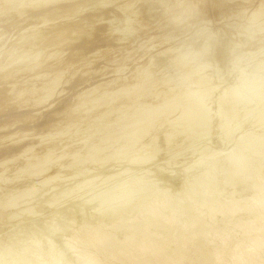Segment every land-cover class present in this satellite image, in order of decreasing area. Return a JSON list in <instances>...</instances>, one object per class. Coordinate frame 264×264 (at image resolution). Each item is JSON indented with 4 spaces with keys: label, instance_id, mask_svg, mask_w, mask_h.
I'll return each mask as SVG.
<instances>
[{
    "label": "bare ground",
    "instance_id": "6f19581e",
    "mask_svg": "<svg viewBox=\"0 0 264 264\" xmlns=\"http://www.w3.org/2000/svg\"><path fill=\"white\" fill-rule=\"evenodd\" d=\"M118 1L121 0H0V38L6 37L5 44L0 46V116H2L0 117V146L2 143L9 146L6 147L5 150H3L4 153L0 156V167L4 163H7L16 158L23 159L26 154L29 155H27L28 157L25 158L28 159L27 161H30V163L28 162L27 165L30 164L32 170L35 169L36 166L40 165L39 161H43L44 163V167L42 168V170H38L41 172L42 177L39 175L36 181H29L22 185L25 186L27 190L19 191L16 193L17 190L14 192L10 188H8L9 186L6 187V184H10L11 182H13V180L4 179V181L7 180V182H4V185H0L2 187H5L2 188V191L0 192V197H2L3 199L11 201L12 198H17V196L20 194L29 195V193H31L32 195H35L38 193L39 195V191L43 190L44 187L42 188V185L40 186V184L35 185V183L43 180L51 182L49 185L47 184L48 188H50V186H53L54 184H57L59 180L58 182L53 183L55 180H57L58 177H60V175L56 176L57 171L65 165L62 163H67L71 159V157H66V161L63 162L66 153L62 151L64 150L62 148H67L69 146L58 148V144L56 143L57 138L59 139L63 136L69 135L75 129H77L75 132H77L78 130L84 131L85 129L86 131H88V129L95 127L98 124L97 122H103L106 124V133L103 136L102 143H106L109 145L108 147H106V145L103 146L99 143L94 144L86 151L87 154L85 156L73 158V162L78 165L81 161L89 159L90 156L103 155V153L108 151V149V152H110V148L116 145V143H119L121 140L126 141V144H124L125 148L128 147V149L131 150L132 144L129 146V142L131 140L139 136L141 137V135L143 134H154V132L162 128L164 123H166L172 117L173 112L176 111H179L180 119L186 121V123L183 124L181 134L184 135L189 132V127H195L194 131L196 132L197 130L195 139L185 141L180 135L170 134L168 133V131H164L166 133H163L162 130L160 132L159 142L157 144L155 143L156 146L152 149L151 152L148 151V153L144 154L137 150L134 152L131 151L133 153L128 152V154L123 159H126L127 161H133L134 164L140 163L141 165L139 166H143V164H145L146 162L153 160L156 157V153L160 152L161 149H164L167 152L173 149L175 151H178L180 144L183 147L185 145H188L189 143H192L191 146L199 144L201 139L205 137L204 135L206 134V132H208L207 129L209 131L211 130V127L209 126L210 119L203 118L205 117V115L202 116L203 114H205V112H207L206 106L212 108L213 115L216 120L214 125L212 126V129L217 132V136L215 138V143L217 145H215L220 149L222 147H220L219 145L228 146L231 144V142L238 143V139H235V136L234 139H231V122L235 119H239V117L232 110L230 105L221 101L224 88L231 84H226V86H223L214 98L210 97L213 90H216V82L223 84V82L225 83L227 81H230L228 79H230V76H233V67L237 60H246L252 57L257 49L264 50V23L261 24L260 22V24L251 25V21H253L254 18L259 14L256 16L251 15V17H249L250 23L247 24L251 27L242 26L237 23L242 27L239 28V26L237 28V26H231L225 27L224 30L218 29L219 32L216 35H214V32H210L209 28L200 27L198 28L199 30L197 32V35L199 34L200 36H197L195 34V38H190L179 42L172 47L166 48L163 53L155 54L150 59H148L144 67L141 68V72L144 75L142 79L135 76L132 77L133 74L132 76L127 78L119 75H115L117 77L111 80L105 78V80H103L102 83L98 84L97 86H90L89 88L81 89V91H79L75 95V97L73 96V98L70 99L64 106L58 108V111L54 110L50 112L49 121L51 122V124L45 125L41 123L40 125L33 124L28 126L29 123L36 122L38 121V119L40 120L45 117V110L53 107L55 104V101L52 103H48L49 101H51L50 98L60 96L61 93H64L66 90L65 85L78 72H81L80 77L84 81L91 79L97 74L100 75V77H106L110 73V64L112 62L113 65H115L113 66L114 71H116L115 73H118V71H120L124 67L122 65H126L128 57H130L132 54H138V51H134L135 53H133V51H131L133 49L130 48L129 51L125 50V52L119 51V49H114L115 51H107L106 49L103 53L100 52L97 53L98 55L96 56L88 57L89 55H85L80 49L82 47L81 44L85 43L86 45V43H89L92 37H94L95 35H99L98 32L100 33V35H103V37L105 36V38L109 39L111 36L110 34L108 35V32H113V30L110 29V26L115 30L119 29L114 26V24L116 23L115 20L119 19L120 17H116V14L113 16L112 11L110 10L114 8V6L118 5ZM157 1L127 0L122 5L121 9L125 13H128V10L130 11L128 15H125V21L121 20L123 23H125V30L123 28V32L126 31L124 32L126 33V35L122 36V38H118L119 42L127 40V37L129 36V33L131 34V31L134 30L135 32L138 29H143L144 27L151 24L152 21H159L161 19H164L166 16L171 15L169 17L172 19L165 18V26L164 24H162V26L159 25L160 23L158 24L160 27H157L156 29L158 31H162V29L167 25L170 26V24L179 23L183 20V18H197L194 15L195 13L200 12L199 16L205 15V12L207 11L204 9H207V6H209L207 0ZM213 1L214 6L218 1L217 7L221 8L226 5L231 9L232 13H238L240 11L243 12V10H246V8L253 2V0ZM258 1L260 2V6L256 8L257 13H262L263 15L264 0ZM226 6L225 8H227ZM181 7L183 8L181 11H175L176 9ZM226 11L229 12L230 10L228 11L226 9ZM16 14H18L17 16H20L21 18L25 17V19L31 17L29 18V20H32V23L28 22L29 25H21V30H18V24H13L14 19L13 22H11L12 18ZM241 14L242 13H238L239 16ZM58 15H64L63 17L59 18H65V21H61L62 19L60 20L62 23L58 29L53 28L51 31L48 28V30L51 31L50 33H46L45 29L41 31L39 25H45L46 23H48L49 25V22H51L53 18L57 17ZM70 16H73L75 19L69 20L68 17ZM203 19L205 18L203 17ZM104 21L106 23L108 22L109 26H104ZM194 22L195 21H193V23ZM53 23L56 22H52V24ZM97 24L103 26L99 28L96 27ZM174 26L175 25L170 27ZM120 27L122 28L123 26L120 25ZM28 28L30 29L28 30ZM130 29L133 30L129 31ZM13 31H17L14 33L15 35L12 34ZM163 31L169 32L168 30ZM172 35L174 37L176 36L174 34ZM12 36L15 37L13 38ZM84 36L87 38L80 43V39H82ZM221 36H223L224 38L228 36L227 40L229 41V45L231 47L230 53L232 54V56H230V58H226L225 54H221L218 57L220 63H217V59L213 61V53L215 52L214 43L216 38ZM107 43L109 42H106L105 45ZM79 45H81L80 48ZM97 46H95V48ZM141 46L142 45H140V47ZM89 47H91V45ZM110 47L111 45L109 46V48ZM95 48H93V50ZM85 49H83V51ZM88 51H90V49L87 50V53L85 51V53L88 54ZM91 51L90 53L93 52ZM118 51L119 57L116 58V56L115 58H113V53L116 55ZM139 53L141 54V52ZM63 54H65L66 56L62 57ZM131 58L133 57L131 56ZM101 59L107 64L103 63L102 65L96 67V70L94 71L93 66L91 67V65ZM254 60L255 58L252 59L253 63L258 65L264 62V55L260 59H257L255 61ZM161 62H164L163 66H165L166 68L162 73L158 75L159 70L157 69V66L158 63ZM70 68L72 69L69 70ZM60 85L61 87L57 90ZM196 95H202L205 98L206 102L203 105L197 103L195 99ZM25 108H30V110L22 111ZM13 110H15L14 113H9L7 115L5 114L6 112H11ZM200 112H202V115H200ZM64 114L66 116L63 117ZM197 115L200 120L194 122L193 118ZM263 122L264 120L261 121V126ZM21 124H23V126H27V128L18 127V125ZM222 129H225V132H222ZM262 129L260 130V133L262 134L255 133L251 135L252 137H255V143L252 146H240L241 150L243 151L244 158L238 162L231 160L229 158V155H224L225 157H221V155L219 154V159L222 160L219 167L218 165L209 161L194 164V162H197L199 160L218 157L217 155H214V152H217L215 154H218V151H215L216 149L214 150V148L210 149L208 148V146L205 151H203V154L198 157V159H193L194 162L191 161L188 166L183 167L184 169L186 168L184 171H182L181 168L179 169L178 166L175 168L173 165H170L168 163L166 166L169 165L170 168L168 167L167 169H160V172L157 173L158 177L154 176L155 173H153L154 175L152 176L151 172L142 171L141 174L139 171L140 176L130 182L132 187V191L130 192H133L131 195H125L124 189H122L121 187L123 183L121 182V184L118 181L119 185L115 187L114 191H109V193H111L113 197H116L117 200L115 202H111L110 200H108L109 194H99L101 200L104 201L100 206L96 207L94 205V208L97 210V216L101 222L100 225L98 223L99 220L96 218L98 221H95H97V224H99V227L101 228L100 232L99 230L98 232L94 231L96 227L91 228L93 230L87 229L88 231L83 229L85 231L83 237H81L80 239H72L71 237H69V230H72V225L70 226L71 229H69V221H65V219H67V217L69 216L70 211L73 210L72 207H69L67 205L64 207H60L59 205L53 206L51 205L52 203L48 200L38 198L36 202L34 201V203L31 205L28 204V206L22 207L20 209L12 211L6 210L4 213H0V222H3L4 224L10 223L12 225H16L20 230L19 236L16 237L17 239L15 238L16 240H14V238L12 240H7L10 239V236L7 237L6 240L7 242H9L8 244H18L16 246L22 247V250L24 251V253H26L24 254L20 249L19 254H21L22 252L23 255H26L29 261H33V263L40 261V264H46V260L49 259V264L50 261L52 262V264H103L101 263L102 261H99V257H97L98 255H95V252H93L92 250L97 248V250L100 251L101 248L104 249V246L111 245V240L109 237L110 232H116L115 234L118 233L122 236L124 240L123 242H121L123 243L122 252H124L123 254L127 256L129 263L135 264L137 262H142L141 264H173L171 263L172 259H168V257L165 256V252H163L165 250L162 249V244L163 246L164 244H166L169 247L172 244L170 243L171 238H175V240L178 241L180 245L172 246L174 247V254H170L175 255L174 259H177L178 262H183L184 258H187L190 264H229L230 262H232V264H264V174L261 173L260 175L254 177L248 171L244 170L245 163L251 161V159L258 154H261V161L264 162V142L261 141V138L264 137V130ZM37 130H43L45 136L41 135ZM116 130L118 131L114 133V131ZM29 135H32L33 137L31 140H35L37 142H41L43 140L45 142H50L45 143V146H41L45 148L43 152H37L39 150L37 149L38 146L36 144L33 145L30 142L25 143L21 147L16 144L18 142H22L25 139V136L29 137ZM65 139H62L60 141H63ZM12 141L15 144H12ZM199 148L201 147L199 146ZM199 150L201 151L202 149ZM8 153L9 155H7ZM138 156H142L141 160H136V157ZM191 157L192 155L190 156V158ZM107 158L111 162L117 160L110 155ZM53 160H56L55 166L50 169L46 166V164L50 163ZM134 167L135 166H133V168ZM26 168L27 167H22V171L25 172ZM2 171L6 173L7 170L2 169ZM188 171L190 172V178H192L194 173L202 174V176L199 175L198 181L195 182H199L206 193L211 194L208 198L209 200L206 199L207 204L208 201L209 204L210 201L212 202V200L210 199L211 196L213 200L217 199V201L221 202V204L224 203L223 210L227 215L226 218H228L226 222L229 225L232 224L233 227L235 226L236 229L242 231L245 236L239 239V246H237L238 244L235 245V247L237 246V248H239L241 245H246L245 247L241 246L244 252H238V254H235L234 250L236 248L233 251H230L229 249L227 251H222L218 247H211L214 240L211 242V246L204 244L205 242H197L198 244H195L196 239H193L195 238L194 231L190 233L189 236H187L188 234L186 235L184 233H179L180 228L176 225V222H174L175 224L170 223L172 221V216L169 215L170 213H168V210L165 208V206L168 205V208L170 206L173 208L174 206L172 205H174L173 203L176 202L171 201L172 199L168 198L167 196L171 194V196L169 197H174L175 200L177 199L181 202V197L183 196V194H190L189 185L188 188L186 186V181L188 180V178L187 176H185V173H187ZM12 173L15 176L19 175V172L16 171ZM234 177L238 178L240 185L233 182L232 178ZM103 182L104 179L96 178L90 185L96 186ZM144 187H146L147 189L149 187V189H151V192L147 196H143V194L140 193L143 191H146V193H148L147 189H145ZM7 188L15 193L14 197L10 196V194H7L10 193ZM18 188L19 187H17L16 189ZM203 189H201L200 193L204 195L205 191H203V193ZM190 191H192V188ZM44 192L46 191L44 190ZM82 192L84 193L85 190H83ZM162 193H165L166 197H160ZM236 194H238V196L242 195V198L241 196H239V198ZM192 195L193 194H190L189 196ZM200 195L198 194L197 197ZM40 196L42 197V195ZM184 196H186V194ZM189 196L186 197L188 198ZM154 197L157 199L160 197V199L157 200V202H154L156 200H154L153 202L149 201L150 198ZM135 198L137 199L134 203H132L131 205L127 204L129 201H134ZM24 200L25 199H23V201ZM160 200H162V202L156 204ZM203 200L204 198H202L201 201L203 202ZM193 201H195V199L192 200L191 203H193ZM180 202L179 204H182ZM219 202L218 205L220 204ZM197 203L198 202L196 200V204ZM114 204H116V210L110 212V207ZM204 204H202V206ZM160 206H163V209L167 210V215L158 216L161 215L158 213ZM221 206L220 208L222 210ZM118 208H121L122 211H118ZM220 208L217 209L218 212L220 211ZM139 211H141V213L142 211H147L152 215L149 216L150 214H148V221H143L140 220V216L137 217L140 214ZM154 211L157 212L155 213ZM136 212H138L139 214ZM219 213L221 214V212ZM128 214H130V216L134 214L135 215L132 216V219L128 220L126 218ZM8 215H11V218H8ZM144 216L145 215H143V217ZM74 217L75 215L73 216V218ZM144 218L146 219V216ZM209 222H211L212 224L213 219L210 218ZM84 223L83 225H85ZM167 224H171V227H168ZM78 225L80 226V223ZM229 225L227 226L229 227ZM5 227L7 226L5 225ZM210 227L212 228V225ZM213 228L215 229V227ZM2 229L4 228H1L0 232ZM147 229H150L152 231L154 230V232L155 229H160L162 231L160 233L166 234V238H163L164 241H161L157 237H154V234L152 235V231L148 232ZM222 229H224V227ZM203 230H206V228ZM78 231L77 233H82V230L81 232ZM101 231H103V233H101ZM226 231L227 233H229V230ZM176 232L177 234H175ZM218 233H216V235ZM205 234H207L205 238L209 236V233L205 232L203 235ZM214 235L212 236V239L216 236ZM222 235L221 237H225L224 235ZM46 236H49L50 239H45ZM218 236L216 237V240ZM228 236L229 235H227L226 238H229ZM119 239H116L117 242L119 241ZM199 239H202L204 241V238ZM223 239L226 240L225 238ZM227 243H225V245ZM91 245L94 246V248ZM1 246H3L2 242H0V247ZM70 246L74 247L72 248V251L75 252L74 255H72V252H70ZM80 246L81 248L83 246H87L88 250L86 251V253H90L86 255H84V253L83 255H76L78 254L76 253V251L78 250L77 248H80ZM245 248L247 250H245ZM189 249L191 250V253L194 252L197 254V257L200 258V261H196L195 258H192V254L194 253L188 254L187 250ZM97 250L95 249L96 252ZM186 252L188 255L191 254V258L186 254ZM205 253H208L210 255L211 260L207 258L208 254L204 255ZM0 254L2 256L1 249ZM19 256L17 257L19 258ZM17 257H15V259H17ZM22 257H20L19 260ZM203 257H205L206 259ZM223 257L224 259L229 260L228 263L227 261L226 263L221 262L223 261ZM9 258L7 257V259ZM109 260L107 262L108 264L110 262ZM29 261L23 264H28ZM111 261L113 262V260ZM1 262L4 264H15L14 262L6 260H1ZM20 263H22V261Z\"/></svg>",
    "mask_w": 264,
    "mask_h": 264
},
{
    "label": "rangeland",
    "instance_id": "374dc122",
    "mask_svg": "<svg viewBox=\"0 0 264 264\" xmlns=\"http://www.w3.org/2000/svg\"><path fill=\"white\" fill-rule=\"evenodd\" d=\"M76 1V0H75ZM127 0H121V1H118V5H116V6H114V8H112V9H110L111 11H112V15L114 16L115 14H116V17L117 16H119L120 18L119 19H117V20H115V24H114V26H116L117 28H119V29H113L111 26H110V29L111 30H113V32H111V33H109L108 32V35L110 34V38L109 39H107V38H105V36L103 37V35H100V33L98 32V34L99 35H95L94 37H92L91 38V40H90V42L89 43H86V45H85V43L84 44H81L82 45V47H81V45H79V48L81 49V51L85 54V55H89L88 57H92V56H96V55H98L97 53H100V52H104V50H106L107 49V51H109V50H113V51H115V50H118L119 49V51H123V52H125V50L126 51H129L130 49H133V50H131V51H133V53H135L134 51H138V54L136 53V54H132L131 56L133 57V58H131V56L130 57H128L127 59L129 60H127V62H126V65H122V66H124L120 71H118V73H115L116 71H114V67L113 66H115V65H113V62L110 64V67H111V69H110V73H109V75L108 76H106V77H100V75H96V76H93L91 79H89V80H87V81H84L83 79H81V77H80V74H81V72H78L77 74H75L74 76H73V78H71V80L65 85V92L64 93H61V95L60 96H57V97H54V98H50V100L51 101H49L48 103H52V102H54L55 101V104H54V106L53 107H50L49 109H46L45 110V112H44V114H46L45 115V117L44 118H42V119H38V121H36V122H32V123H29L28 124V126H30V125H40L41 123H43V124H51V122L49 121V117H50V112H52V111H58V108H60V107H62V106H64L70 99H72L73 98V96L75 97V95L79 92V91H81V89H84V88H89L90 86H97L98 84H100V83H102V81L103 80H105V78L106 79H108V80H111V79H114V78H116L117 76H115V75H119V76H122V77H124V78H127V77H130V76H132V74H133V76L132 77H138V78H143V73L141 72V68L142 67H144V65L146 64V62H147V60L148 59H150L152 56H154L155 54H158V53H163L164 52V50L166 49V48H168V47H172V46H174V45H176L177 43H179V42H182V41H184V40H187V39H190V38H195V34L197 35V32H198V28H200V27H206V28H209V31L210 32H214V35H216L219 31H218V29H221V30H224V28L225 27H236L237 26V28L240 26V25H242V26H250V25H248L247 23H250V20H249V17H251V15H258L257 17H255L256 18V21H255V18H254V20L253 21H255V22H253V21H251V25H257V24H260V22H261V24H263L264 22H262V21H264L263 19H264V17H263V15H262V13H257V9L256 8H258L259 6H260V2L258 1V0H253V2L251 3V5H249L247 8H246V10H243V12H238V13H242L240 16L238 15V13H232V11H231V9L229 8V7H227L226 5V7L227 8H225V6L224 7H217L218 5H217V2L215 3V6H214V1L213 0H207V3H208V5L209 6H207V9H204V10H206L207 12H205V15H202V16H199V13L200 12H198V13H195L194 15L197 17V18H199V19H197V18H195V17H189V18H183V20H184V22H183V20L181 21V22H179V23H174V24H170V26H173V25H175L174 27H170L169 25H167L166 27H164L163 29H162V31H158L156 28L157 27H160V26H162V24H164V20H165V18H169V19H172V18H170L169 16H171V15H168V16H166L164 19H161V20H156V21H152V23L151 24H149L148 26H146V27H144L143 29H138L137 31H135L134 32V30L133 29H130L129 31H131V30H133V31H131V34L129 33V36L127 37V40H125V41H122V42H119L118 41V38H122V36H125L126 35V33H124V32H126V31H124L123 32V28H124V30H125V23H123L122 21H125V15H128V13H129V11L130 10H128V13H125L121 8H122V5L126 2ZM154 1H157V0H154ZM158 1H160V0H158ZM157 1V2H158ZM194 2V1H193ZM70 3H74V2H70ZM121 5V6H120ZM118 7V8H117ZM182 7H184V6H182ZM178 8V9H176L175 11H181L183 8ZM214 7H215V9H214ZM106 8H109V7H106ZM122 10H120V9ZM226 9L229 11V12H227L226 11ZM118 10H120V11H118ZM220 10H221V12H220ZM115 11V12H114ZM255 11V12H254ZM60 13V12H59ZM58 13V14H59ZM244 13V14H243ZM255 13V14H254ZM197 14V15H196ZM236 14V15H235ZM18 14H16L13 18H12V20H11V22H13V19H14V22H13V24H15V25H17V27H18V30H21V25H29V23H32V20H29V18H31V17H28V19H25V17H23V18H21L20 16H17ZM215 15V16H214ZM262 15V16H261ZM64 15H58L57 17H54L53 18V20L51 21V22H49V25H48V23H46L45 25H39V28L41 29V31L43 30V29H45L46 30V33H50L51 31H52V29L53 28H55V29H58L59 27H60V25H61V21H65L64 19L65 18H59V17H63ZM18 17V18H17ZM202 17V18H201ZM203 17L205 18V19H203ZM17 18V19H16ZM69 18V20H74L75 18L73 17V16H70V17H68ZM122 18H124V19H122ZM263 18V19H262ZM62 19V20H61ZM188 19V20H187ZM203 19V20H202ZM257 19H259V20H257ZM262 19V20H261ZM61 20V21H60ZM122 20V21H121ZM155 20V19H154ZM198 20H200V21H198ZM112 21V20H111ZM186 21V22H185ZM193 21H195L194 23H193ZM29 22V23H28ZM52 22H56V23H53L52 24ZM105 22V21H104ZM162 22V23H161ZM183 22V23H182ZM207 22V23H206ZM28 23V24H27ZM119 25H118V24ZM160 23V24H159ZM240 24V25H238V24ZM254 23V24H253ZM20 24V25H19ZM38 24V23H37ZM51 24V25H50ZM59 24V25H58ZM104 24V26L105 25H108L109 26V24H108V22L106 23H103ZM118 26H117V25ZM160 26H159V25ZM182 24V25H181ZM234 24H235V26H234ZM237 24V25H236ZM15 25H14V27H15ZM120 25L121 26H123L122 28L120 27ZM152 25V26H151ZM228 25V26H227ZM45 26V27H44ZM103 25H99V24H97L96 25V27H99V28H101ZM164 26H165V24H164ZM208 26V27H207ZM242 26H240L239 28H241ZM150 27V28H149ZM251 27V26H250ZM48 28L51 30H48ZM108 28V27H107ZM115 28V27H114ZM121 28V29H120ZM153 28V29H152ZM30 28H28V30H29ZM151 29V30H150ZM13 30H15V29H13ZM163 30H168L169 32H167V31H163ZM129 31H127V32H129ZM175 33H174V32ZM232 31H234V30H232ZM15 32H17V31H13L12 32V34L13 35H15L14 33ZM123 33V34H122ZM163 33H165V34H163ZM128 34V33H127ZM172 34H174V35H176L175 37L172 35ZM194 34V35H193ZM50 35V34H49ZM131 35V36H130ZM231 35V34H230ZM8 36V35H7ZM163 38H162V37ZM197 36H200L199 34L197 35ZM11 37V36H10ZM13 38L15 37V36H12ZM104 39H103V38ZM87 37H83L82 39H80V43L81 42H83L85 39H86ZM144 38V39H143ZM165 38V39H164ZM227 38H228V36H226L225 38L223 37V36H221V37H217L216 38V40H215V43H214V48H215V52L213 53V61H215L216 59L218 60H216V62L217 63H220V61H219V59H218V57L221 55V54H225L226 55V58H230V56H232V54L230 53L231 52V47H230V45H229V41L227 40ZM161 39H162V41H161ZM5 40H6V37H4V38H0V46H2L3 44H5ZM164 40V41H163ZM106 42H109V43H107L106 45H105V43ZM137 42V43H136ZM79 43V44H80ZM123 43V44H122ZM168 43V44H167ZM123 46H122V45ZM128 44V45H127ZM132 44H133V46H132ZM91 45V47H89V46ZM93 45V46H92ZM98 45V46H97ZM111 45V47L109 48V46ZM140 45H142L141 47H140ZM95 46H97L96 48H95ZM101 46V47H100ZM103 46H105V47H103ZM128 46V47H127ZM131 46V47H130ZM87 49V50H89L90 49V51L92 52V53H90V51H88V54H86L87 53V50L85 49V48ZM100 47V48H99ZM122 47H124V48H122ZM126 47V48H125ZM93 48H95L94 50H93ZM121 48V49H120ZM130 48V49H129ZM83 49H85L84 51H83ZM115 49V50H114ZM85 51H86V53H85ZM95 51V52H94ZM119 51H118V53H116V55L113 53V58H115L116 56V58H118L119 57ZM162 51V52H161ZM139 52H141V54L139 53ZM264 50H260V49H257L255 52H254V54H253V56L252 57H250V58H248V59H250L251 61H252V59H254L255 58V60H257V59H260L264 54ZM65 54H67V53H65ZM65 54H63L62 55V57L64 56H66ZM112 58V59H113ZM141 58V59H140ZM215 58V59H214ZM248 59H246L245 61H248ZM254 60V61H255ZM97 61V60H96ZM98 61H99V63H98ZM97 62H94L92 65H91V67L93 66V70L95 71L96 70V67H98V66H100V65H102L103 63L104 64H107V63H105V62H103V60L101 59V60H98ZM131 61V62H130ZM130 62V63H129ZM156 62V61H155ZM164 65V62H161V63H158V66H157V69L159 70V73H158V75L160 74V73H162L163 72V70L166 68L165 66H163ZM109 67V68H110ZM72 68H70L69 70H71ZM73 72H75V71H73ZM136 74V75H135ZM114 76V77H113ZM233 79H234V74H233V76H230V79H228V80H230L229 82L227 81V82H223V84L222 83H215L216 84V86L217 87H215V89L216 90H213V92H212V94H211V97L210 98H214L215 97V95L218 93V91L223 87V86H226V84L227 85H229V84H231L232 82H233ZM107 80V81H108ZM214 84V85H215ZM61 87V85L57 88V90L59 89ZM212 103H213V100H212ZM206 108H207V112H205V114H203L202 115V112H200V115H202V116H204L205 115V117H203V118H205V119H207V118H209L210 119V122H209V126L211 127V130L209 131L208 129H207V131L208 132H206V134L204 135L205 137H203L202 139H201V141L199 142V144H195V145H192L191 146V144L189 143L188 145H185L184 147L183 146H181V144L179 145L180 147H179V150L178 151H175L174 149L173 150H171V151H169V152H167L166 150H164V149H161V151L160 152H158V153H156V157L153 159V160H151V161H149V162H146L145 164H143V166H139V165H141L140 163H136V164H134V162L133 161H127L126 159H123L127 154H128V152H131V151H140L141 153H144V154H146V153H148V151L149 152H151L152 151V149L156 146V144L159 142V139H160V132L163 130V133H166V132H164V131H168V133H170V134H176V135H180L181 137H182V139L183 140H185V141H189V140H191V139H195L196 138V135H197V130H196V132L194 131V129H195V127H189V129H190V131L189 132H187L186 134H184V135H182L181 134V132H182V127H183V124H185L186 123V121H184V120H181L180 119V116H179V111H176V112H173V115H172V117L166 122V123H164V125L162 126V128H160V130H158V131H156V132H154V134L153 133H150L149 135L147 134V135H141V137L139 138V137H136V138H132L133 140H131L129 143V146L131 145V150H129L128 149V147L127 148H125V145L124 144H126V141H123V140H121L119 143H116V145H114L113 147H111L110 148V152H108L109 151V149H108V151H106V152H104L103 153V155H96V156H90L89 157V159H87V160H83V161H81L80 163H79V165L78 164H76L75 162H73V158H75V157H80V156H85L87 153H86V151L91 147V146H93L94 144H102L103 146H105L106 145V147H108V145L109 144H106V143H102L103 142V136H104V134L106 133V128H107V126H105L106 124L105 123H103V122H97L98 124L95 126V127H93V128H91V129H88V131H86V129L84 130V131H81V130H78L77 132H75L77 129H75V130H73V132L72 133H70L69 135H66V136H63V137H61V138H57V140H56V143L58 144V148H61V147H63V146H69V147H67V148H62V149H64V150H62V149H60V150H62V151H64L65 153H66V156L64 157V160H63V162L64 161H66V157H71V159L67 162V163H62V164H65L63 167H61L58 171H57V173H56V176H59L60 175V177H58L57 178V180H55L53 183H56V182H58V180H59V182L57 183V184H54L53 186H50V188H48V186H47V184L49 185L51 182L50 181H40V182H38V183H35V185H38V184H40V186L43 188L44 187V189L43 190H41V191H39V195H38V193L37 194H35V195H32L31 193H29V195L27 194H24V195H22V194H20V195H18L17 196V198H12V200L11 201H9V200H7V199H3L2 197H0V213L2 212V213H4L6 210H16V209H20V208H22V207H25V206H28V204L29 205H31V204H33L34 203V201L36 202V200L38 199V198H41V199H43V200H48L49 202H51L52 204L51 205H53V206H55V205H59L60 207H64V206H69V207H72V209L73 210H71L70 211V214H69V216L68 217H70V218H68L67 217V219H65V221H69L68 223V225H69V229H71L70 228V226L72 227V230L75 228V224H76V228L73 230V232H72V230H69V237H71L72 239H76V238H81V237H83L84 236V233H85V231L84 230H86V231H88L89 229H91V228H93V227H96L95 229H97V230H95L94 229V231H96V232H98V230H99V232H100V230H101V228L99 227L100 225H101V222H100V220H99V218H98V216H97V210L94 208L95 206L97 207V206H100L101 205V203L104 201H102L101 200V198L99 197V194H109V196H108V200H110L111 202H115L116 200H117V198L116 197H113L112 195H111V193H109V191L110 192H112V190L114 191V189H115V187H117V185H119V182L122 184V189H124V193H125V195H131L133 192H130V191H132V187H131V181H133L135 178H137L138 176H140V174H139V171H140V173L143 171V172H151L152 173V176L154 175L153 173H155V175L154 176H156V177H158V175H157V173H159L160 172V169H167L168 167L170 168V166L168 165V166H166L167 165V163L168 164H170V165H173L175 168L178 166V168L180 169L181 168V170L182 171H184L185 169L183 168V167H185V166H188L189 165V163H191V161H193V159L195 160V158L196 159H198V157L199 156H201L202 154H203V151H205V149L208 147V148H210V149H213L214 148V150L215 151H218V154H215V153H217V152H214V155H221V157H225L226 155H228L234 148H237V146H238V143H234V142H231V144L230 145H228V146H222V145H219L220 147H222V148H218L216 145V143H215V138H216V136H217V132L214 130V129H212V126L214 125V123H215V118H214V115H213V110H212V108H209L208 106H206ZM209 108V109H208ZM65 109V108H64ZM211 109V110H210ZM25 110H30V108H25V109H23L22 111H25ZM14 111L15 110H13V111H9V112H6L5 114L7 115V114H11V113H14ZM181 114V113H180ZM211 114V115H210ZM262 114V115H261ZM207 115V116H206ZM64 116H66L65 114L63 115V117ZM262 116V117H261ZM0 117H2V116H0ZM62 117V118H63ZM45 118H47V119H45ZM139 118H140V115H139ZM183 118V117H182ZM255 118H256V120H255ZM55 119V118H54ZM57 119V118H56ZM184 119V118H183ZM91 120V119H90ZM200 120V118L198 117V115L197 116H195L194 118H193V121L195 122V121H199ZM262 120H264V108H260V109H258L257 110V113L255 114V116L250 120H247V121H242V128H241V131L239 132V133H237V134H235V135H233L232 134V137H231V139H234V136H235V139H238L239 138V136L240 135H244V133H245V135L247 134V135H253V134H259L261 131V129L262 130H264V122L262 123V126H261V121ZM184 121V122H183ZM257 122V123H256ZM53 123V122H52ZM173 123V124H172ZM256 123V124H255ZM211 124V125H210ZM256 125V126H255ZM18 127H26L27 128V126H23V124H21V125H18ZM244 128V129H243ZM258 128H259V130H258ZM22 129V128H21ZM116 129V128H115ZM256 130V131H255ZM41 135H44L45 136V134H44V131L43 130H37ZM118 130H116V131H114V133L115 132H117ZM222 132H225V129H222L221 130ZM257 131H258V133H257ZM75 132V133H74ZM242 132H244V133H242ZM2 133V132H1ZM196 133V134H195ZM260 134H262V133H260ZM194 135V136H193ZM31 136V137H30ZM186 136H188V137H186ZM33 137H32V135H29V137L28 136H25V139L22 141V142H18V143H16V144H18L19 145V147H21V146H23L25 143H27V142H30L31 144H36L37 146H38V148L37 149H39L37 152H43L44 151V147H41V146H45V143H49L50 141H47V142H45L44 140L43 141H41V142H37V141H35V140H31ZM65 138H67V139H65ZM62 139H65V140H63V141H60V140H62ZM142 139V140H141ZM151 141H150V140ZM204 139V140H203ZM31 140V141H30ZM149 140V141H148ZM35 141V142H34ZM182 141V140H181ZM206 141V142H205ZM13 142V141H12ZM51 142H52V140H51ZM136 142H137V144H136ZM141 142H142V144H141ZM145 142V143H144ZM210 142V143H209ZM123 143V144H122ZM156 143V144H155ZM12 144H15L14 142L12 143ZM216 144V145H215ZM121 145V146H120ZM197 145V146H196ZM212 145V146H211ZM214 145V146H213ZM236 145V146H235ZM196 146V147H195ZM199 146L201 147V148H199ZM6 147H9L8 145H5L4 143H2L1 144V146H0V156L1 155H3V153H4V151L3 150H5V148ZM18 147V148H19ZM134 147H136V148H134ZM182 147V148H181ZM190 147V148H189ZM216 147V148H215ZM234 147V148H233ZM29 148V147H28ZM202 149L201 151L199 150V149ZM111 149H113V150H111ZM121 149V150H120ZM123 149H125V150H123ZM139 149V150H138ZM188 149V150H187ZM198 149V150H197ZM222 149V150H221ZM119 150V151H118ZM221 150V151H220ZM229 150V151H228ZM133 152H131V153H133ZM219 152H221V153H219ZM113 153H114V155H113ZM194 153V154H193ZM107 155V157H109V155L110 156H112L113 158H116L117 160L116 161H113V162H111L107 157H106V155ZM197 154V155H196ZM7 155H9V153L7 154ZM27 155H29V154H26V156L25 157H28ZM116 155V156H115ZM118 155V156H117ZM192 155V157L190 158V156ZM194 155V156H193ZM223 155V156H222ZM225 155V156H224ZM104 158H103V157ZM259 156V157H258ZM23 158V157H21V158H23V159H19V158H16V159H14V160H11V161H9V162H7V163H4L1 167H0V185L1 184H3L4 182H7V180H10V179H12L13 180V182H11L10 184H6V187H8V188H10L11 190H13L14 192L16 191V193L17 192H19V191H24V190H27V188L25 187V186H22V185H24L25 183H27V182H34V181H36V179L38 178V176L40 175L41 176V172L40 171H38V170H42V168L44 167V163H43V161H39V163H40V165H38V166H36L35 167V169H31V166H30V164L29 165H27L28 164V162L30 163V161H27L28 159L27 158ZM102 157V158H101ZM189 157V158H188ZM137 158V159H136ZM135 159L136 160H141V158H142V156H138V157H136ZM220 158V156H218V157H216V158H207L206 160H199V161H197V162H194V164H197V163H200V162H204V161H209V162H212V163H214V164H216V165H218V167L220 166V163H221V159H219ZM261 154H258L257 156H255V157H253L252 159H251V161H249V162H247V163H245V166H244V170H246V171H248L252 176H258V175H260L261 173L262 174H264V162H262L261 161ZM55 162H56V160H53V161H51L50 163H48V164H46V166L47 167H49L50 169L53 167V166H55ZM122 162V163H121ZM262 162V163H261ZM108 163V164H107ZM132 163V164H131ZM112 164H113V166H112ZM120 164V165H119ZM127 164V165H126ZM117 165H119V166H117ZM30 166V167H29ZM78 166V167H77ZM123 166H125V167H123ZM133 166H135L134 168H133ZM22 167H27L26 169H25V172H23L22 171ZM150 167V168H149ZM115 168V169H114ZM118 168V169H117ZM146 168V169H145ZM155 168V169H154ZM2 169H5V170H7L6 171V173H4V171H2ZM117 169V170H116ZM123 170V171H122ZM126 172H125V171ZM135 170V171H134ZM14 171H16V172H19V175H17V176H15L12 172H14ZM99 171V172H98ZM121 171V172H120ZM156 171V172H155ZM101 172V173H100ZM104 174H103V173ZM124 172V173H123ZM138 172V173H137ZM184 173V172H183ZM189 171L187 172V173H185V176H187V178H188V180L186 181L187 183H186V186H187V188H188V185H189V189L191 190V188H192V191H190L189 190V193L190 194H193L192 196H189L190 194H187V193H185L186 194V196H189L188 198L186 197V196H184L185 194H183V196L181 197V200L183 201H181L180 202V200H175V198L174 197H169V196H171V194L169 195V196H167L168 198H170V199H172L171 201H173V202H176V203H173L174 205H172V206H174L173 208L170 206L169 208L167 207L168 205H166L165 206V208L168 210V213H170L169 215H171L172 216V221L170 222V223H174V222H176V225L180 228V232L179 233H184V234H188L187 236H189L190 235V233H192L193 231L195 232V238H193V239H196L195 240V244H198V243H204V244H207L208 246H211L212 244V246L211 247H213V246H215L216 248L218 247L220 250H230V251H233L235 248V250H234V252H235V254L237 253L238 254V252L239 253H242V252H244L243 251V249L241 248V246L242 247H245V246H243V245H241L239 248H237V246H239V239H241V238H243V237H245L244 236V234L242 233V231H240L239 229H236L235 228V226L233 227V225L232 224H228L226 221L228 220V218H226V214L224 213L225 211L223 210V204H221V202H219V201H217V199L215 200V202H214V200H213V198H212V196H211V200H212V202L210 201V204H209V201H208V204H207V200H209L208 198L210 197V195L211 194H207L206 193V191L202 188V185L199 183V182H195V181H198V179H199V175L200 176H202V174H198V173H194L193 174V176H192V178H190V175H189ZM111 174H112V176H111ZM127 174V175H126ZM133 174V175H132ZM142 174V173H141ZM234 174V173H233ZM69 175V176H68ZM125 175V176H124ZM119 176V177H118ZM123 176H124V178H123ZM132 176V177H131ZM42 177V176H41ZM111 177V178H110ZM128 177V178H127ZM96 178H101V179H104V182L103 183H100V184H98V185H96V186H91L90 184L96 179ZM126 178V179H125ZM129 178H130V180H129ZM133 178V179H132ZM4 179H7L6 181H4ZM75 179H76V181H75ZM124 179V180H123ZM132 179V180H131ZM126 180H127V182H126ZM232 180H233V182H235L236 184H238V185H240V182H239V180H238V178L237 177H234V178H232ZM119 181V182H118ZM190 181V182H189ZM109 182V183H108ZM116 182H118V183H116ZM79 183V184H78ZM4 185V184H3ZM78 185V186H77ZM46 186V187H45ZM88 186H91V187H88ZM198 186V187H197ZM17 187H19L18 189H16ZM78 187V188H77ZM87 187V188H86ZM149 187H151V186H149ZM149 187H148V189L146 188V187H144L145 189H147V192L148 193H146V191H143V192H140V193H142L143 194V196H147V195H149V193L151 192V189H149ZM2 188H5L4 186L2 187V186H0V192L2 191ZM7 188V190L10 192V193H7V194H10V196H13L14 197V194L15 193H13V191H11V190H9ZM84 188V189H83ZM86 188V189H85ZM143 188V189H144ZM41 189V188H40ZM49 189V190H48ZM144 189V190H145ZM200 189V190H199ZM201 189H203L202 190V192L203 191H205V193H204V195L203 194H201L200 193V191H201ZM44 190L46 191V192H44ZM48 190V191H47ZM79 190V191H78ZM83 190H85V192L83 193L82 191ZM50 191V192H49ZM89 191V192H88ZM116 191V190H115ZM37 192V191H36ZM43 192V193H42ZM82 192V193H81ZM88 193V194H87ZM200 195V196H198L197 197V195L198 194ZM46 194V195H45ZM82 194H84V195H82ZM141 194V195H142ZM164 194V195H163ZM40 195H42V197L40 196ZM64 195V196H63ZM209 195V196H208ZM237 196H238V194H236ZM83 196H84V198H83ZM107 196V195H106ZM235 196V195H234ZM239 196H241V198H242V195H239ZM238 196V197H239ZM45 197V198H44ZM160 197H166V195H165V193H162L161 194V196ZM160 197L157 199V198H150V200L149 201H151V202H153L154 200H156V201H154V202H157V200H159L160 199ZM184 197V198H183ZM236 197V196H235ZM237 197V198H238ZM28 198V199H27ZM183 198V199H182ZM187 198V199H186ZM193 198V199H192ZM202 198H204V200H203V202L205 203H203L201 200H202ZM240 198V197H239ZM23 199H25L24 201H23ZM137 198H135L134 199V201H129L127 204H132V203H134L135 202V200H136ZM195 199V201H193V203H191L192 202V200H194ZM200 199V200H199ZM207 199V200H206ZM188 200V201H187ZM189 200H191V201H189ZM196 200H197V204H196ZM199 200V201H198ZM39 201V200H38ZM37 201V202H38ZM48 202V203H49ZM162 202V200H160L158 203H156V204H159V203H161ZM179 202L180 203H182V204H179ZM202 202V203H201ZM217 202V203H216ZM218 202L222 205H218ZM178 203V204H177ZM87 204V205H86ZM89 204H90V206H89ZM195 204V205H194ZM202 204H204L203 206H202ZM95 205V206H94ZM201 205V206H200ZM211 205V206H210ZM212 205H215V206H212ZM218 205V206H217ZM116 204H114L113 206H111L110 208V212H113V211H115L116 210ZM207 206H209V207H207ZM216 206H217V208H216ZM220 206L222 207V210H221V208H220ZM93 207V208H92ZM189 207V208H188ZM212 207V208H211ZM172 208V209H171ZM184 208V209H183ZM199 208V209H198ZM211 210V212H210V210ZM218 208H220L219 210V212H221V214L218 212ZM93 209V210H92ZM166 209H163V206H160V209H159V214H161V215H158V216H165V215H167V210ZM182 209V210H181ZM191 209V210H190ZM193 209V210H192ZM124 210V209H123ZM154 210H156V209H154ZM165 210V211H164ZM177 210V211H176ZM214 210H217V211H214ZM93 211V212H92ZM118 211H122V209L121 208H118ZM183 211V212H182ZM10 212V211H9ZM92 212V213H91ZM140 212V214L138 213V212H136V213H138L139 215L137 216V217H139L140 218V220H143V221H148V219L149 218H147V216H148V214H150L149 212H147V211H145V212H143L142 211V213H141V211H139ZM155 213L157 212V211H154ZM163 212V213H162ZM182 212V213H181ZM206 212V213H205ZM213 212V213H212ZM218 212V213H217ZM82 213H84V214H82ZM94 213V214H93ZM135 213V214H136ZM157 213V214H158ZM82 214V215H81ZM134 214V215H135ZM142 214V215H141ZM147 214V215H146ZM225 214V215H224ZM75 215V217L73 218V216ZM85 215H86V217H85ZM134 215H131L130 216V214H128V216L126 217L128 220H130V219H132V216H134ZM137 215V214H136ZM143 215H145L146 216V219L143 217ZM152 214H150L149 216H151ZM200 215V216H199ZM208 215V216H207ZM84 216V217H83ZM141 216H142V219H141ZM177 216V217H176ZM195 216V217H194ZM66 217V216H65ZM89 217V218H88ZM131 217V218H130ZM178 217H179V219H178ZM194 219H193V218ZM198 217V218H197ZM212 218L213 219V223H215V224H211V222H209V219L210 218ZM215 217V218H214ZM8 218H11V215H8ZM86 218V219H85ZM91 218V219H90ZM99 220H97V219ZM144 218V219H143ZM201 218V219H200ZM225 218V219H224ZM76 219V220H75ZM78 219H79V221H78ZM80 219H81V222H80ZM175 221H174V220ZM181 219V220H180ZM95 220H97L98 221V223L100 224H97V221H95ZM184 220V221H183ZM201 221V222H200ZM206 221V222H205ZM76 222V223H75ZM85 222V223H84ZM90 222V223H89ZM129 222H131V221H129ZM222 222V223H221ZM7 223V222H6ZM71 223V224H70ZM72 223H74V224H72ZM80 223V226L78 225ZM83 223L86 225V223H87V225L85 226V225H83ZM188 223H189V225H188ZM209 223V224H208ZM227 223V224H226ZM3 222H0V229L1 228H4V229H2L1 230V232H0V242H2V244H3V246H1L0 247V249H1V252H2V256H1V254H0V256H1V260L2 261H4V260H6V261H10V262H14L15 264H23V263H27L29 260L27 259V257H26V255H23V253H24V251L22 250L23 248L22 247H19V246H16V245H18V244H12V243H10V244H8L9 242H7V240H12L13 238H14V240H16L17 238L16 237H18L19 236V233H20V230H19V227L18 226H16V225H12V224H4ZM89 224H91V225H89ZM175 224V223H174ZM173 224V225H174ZM186 224V225H185ZM194 224V225H193ZM212 225V228L210 227L211 225ZM5 225L7 226V227H5ZM83 225V226H82ZM168 225V227H171L169 224H167ZM175 225V226H176ZM185 225V226H184ZM227 225H229V227L227 226ZM81 227V228H79V227ZM90 227V228H89ZM213 227H215V229L213 228ZM224 227V229H222ZM79 228V229H78ZM100 228V229H99ZM206 228V230H203V229H205ZM225 228H227V229H225ZM231 228V229H230ZM84 229V230H83ZM88 229V230H87ZM222 229V230H221ZM78 230H80V231H78ZM81 230H82V233L80 234V233H77V231L78 232H81ZM91 230H93V229H91ZM159 232H158V231ZM155 229V232H157V233H155L154 232V230L152 231V230H150V229H147V231L149 232H151L152 233V235L154 236V237H157L158 239H160L161 241L163 240V238H166V234H163V233H160V232H162L160 229ZM213 230H215V231H213ZM217 230H218V232H217ZM226 230H229L228 232L229 233H227V231ZM201 231H202V233H201ZM206 233H209L208 235V237H210V238H208V237H206L205 238V236L207 235V234H205V235H203L205 232ZM208 231V232H207ZM211 231V232H210ZM222 231V232H221ZM72 232V233H71ZM101 233H103V231H101ZM116 232H110V235H109V237H110V240H111V245H107V246H104L103 248L104 249H100V251L99 250H97V248H95L96 250H97V252L95 251V249H91L93 252H95L94 254L96 255H98L97 257H99V261L101 262V263H103V264H108L107 262H108V260L110 261L109 262V264H134V263H129V261H128V258H127V256L125 255V254H123L124 252H122V249H123V243H121V242H123L124 240H123V238H122V236L120 235V234H115ZM216 235V233H218L216 236L214 235V234ZM52 234V233H51ZM72 236H71V235ZM159 234H160V236H159ZM175 234H177V232L175 233ZM219 234H223L225 237H221V235H219ZM239 234V235H238ZM114 235H115V237H114ZM119 235V236H118ZM162 235H164V236H162ZM200 235V236H199ZM215 236V237H213V239H212V236ZM219 235V236H218ZM222 235V236H223ZM227 235H229L228 237L229 238H226V236ZM10 236V239H7V237H9ZM159 236V237H158ZM162 236V237H161ZM218 236V238H217V240H216V237ZM230 236H231V238H230ZM242 236V237H241ZM118 237V238H117ZM162 239H161V238ZM174 237V236H173ZM204 238V241L202 240V239H199V238ZM240 237V238H239ZM5 238V239H4ZM16 238V239H15ZM46 238H48V239H50V237L49 236H46L45 237V239ZM120 238V239H119ZM198 238V239H197ZM207 238H208V240H207ZM215 238V239H214ZM219 238H221V239H219ZM223 238H225L226 240H224ZM235 238V239H234ZM7 239V240H6ZM119 239V241H120V243H119V241L117 242V240ZM174 240H175V238H173ZM172 238H171V242L170 243H172L169 247L166 245V244H164V246H163V244H162V249L163 250H165V251H163V252H165V256L166 257H168V259H172L171 260V263H173V264H190V262H189V260H187V258L185 259L184 258V260H183V262L182 261H179L178 262V260L177 259H174L175 258V255H173L174 254V247H172V246H176V245H180L179 244V242L178 241H176L175 240V243H174V240H173ZM168 240V239H167ZM198 240V241H197ZM209 240H210V243H209ZM214 240V241H213ZM164 241V240H163ZM208 241V242H207ZM213 241V242H212ZM221 241V242H220ZM227 243L226 245H225V243ZM227 241V242H226ZM20 242V241H19ZM198 242V243H197ZM211 242H212V244H211ZM223 242V243H222ZM238 242V243H237ZM169 243V242H168ZM214 243H216V244H214ZM7 244V245H6ZM118 244V245H117ZM225 246H224V245ZM236 244H238L236 247H235V245ZM93 245V244H92ZM91 245V246H92ZM117 245V246H116ZM16 248H15V247ZM88 246V245H87ZM87 246H83L82 248H81V246H80V248H77L78 250L76 251V253H78V254H76V255H83V253H84V255H86V254H88V253H90V252H88V253H86V251L88 250V248H87ZM166 246V247H165ZM230 246V247H229ZM6 247H8V248H6ZM10 247H12V248H10ZM90 247V246H89ZM93 248H94V246H92ZM91 247V248H92ZM122 247V248H121ZM171 247H172V249H171ZM72 248H74V247H71L70 246V252H72V255H74L75 254V252H73L72 251ZM105 248H107V249H105ZM111 248V249H110ZM226 248V249H225ZM5 249V250H4ZM17 249V250H16ZM21 249V251H23V253L21 252V254H19L20 253V250ZM117 249H119V250H117ZM168 249V250H167ZM239 249V250H238ZM9 250V251H8ZM105 250V251H104ZM112 252H111V251ZM240 250H242V251H240ZM245 250H247L246 248H245ZM11 251V252H10ZM19 251V252H18ZM109 251V252H108ZM13 252H15V253H13ZM92 252V253H93ZM122 252V253H121ZM187 252H188V254L189 253H191V250L189 249V250H187ZM187 252H186V254H187ZM205 252H207V251H205ZM9 253V254H8ZM16 253H18V254H16ZM82 253V254H81ZM91 253V254H92ZM112 253V254H111ZM170 253H173V254H169ZM192 253H194V252H192ZM191 253V254H192ZM5 254V255H4ZM24 254H26V253H24ZM124 256H123V255ZM167 254V255H166ZM187 254V255H188ZM190 254V255H191ZM195 254L196 253H194V254H192V258L194 259L195 258V260L196 261H200L199 259V257H197V254H196V256H195ZM208 253H205L204 255H207ZM8 255V256H7ZM11 255H13V256H11ZM104 255V256H103ZM112 255V256H111ZM190 255H188L190 258H191V256ZM244 255H245V253H244ZM244 255H243V257H244ZM17 256H19V258L20 257H22L20 260L22 261V263H20L21 261L19 260V258L17 257ZM107 256V257H106ZM171 256V257H170ZM173 256V257H172ZM225 256V255H224ZM7 257L9 258V259H7ZM11 257H12V259H11ZM15 257H17V259H15ZM74 257V256H73ZM103 257V258H102ZM106 257V258H105ZM124 257V258H123ZM14 258V259H13ZM48 258V257H47ZM114 258V259H113ZM125 258H127V259H125ZM176 258H177V256H176ZM203 258H205V257H203ZM207 258L209 259V260H211V257H210V255L208 254L207 255ZM23 259V260H22ZM25 259V260H24ZM27 259V260H26ZM206 259V258H205ZM1 260H0V262H1ZM14 260V261H13ZM19 260V261H18ZM50 260V259H49ZM49 260H46L47 262H45L46 264H49ZM111 260H113V262H115V263H113ZM223 261H221V262H225L226 263V261H227V263H228V259L226 260V259H224V257H223V259H222ZM24 261V262H23ZM104 261H106V262H104ZM161 261V260H160ZM159 261V262H160ZM186 261H188V262H186ZM76 262V261H75ZM121 262H123V263H121ZM176 262V263H175ZM181 262V263H180ZM193 262V261H192ZM33 263V261H29V263L28 264H32ZM35 264H40V261H38V262H34ZM33 263V264H34ZM74 263V262H73ZM142 262H137V263H135V264H141ZM1 264H4V263H2L1 262ZM50 264H52V262L50 261ZM151 264V263H150ZM152 264H154V263H152ZM161 264V263H160ZM229 264H232V262H230Z\"/></svg>",
    "mask_w": 264,
    "mask_h": 264
},
{
    "label": "clouds",
    "instance_id": "9594fccd",
    "mask_svg": "<svg viewBox=\"0 0 264 264\" xmlns=\"http://www.w3.org/2000/svg\"><path fill=\"white\" fill-rule=\"evenodd\" d=\"M234 79L231 85L224 88L221 101L231 106L239 119L233 120L232 134L241 131L242 121H247L255 116L257 110L264 108V62L254 64L253 61L237 60L233 67ZM196 102L203 105L206 101L202 95H196ZM264 142V137L261 138ZM255 137L240 135L238 147L234 148L228 155L233 161L244 158L240 146H252Z\"/></svg>",
    "mask_w": 264,
    "mask_h": 264
}]
</instances>
